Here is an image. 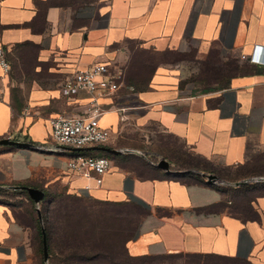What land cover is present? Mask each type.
<instances>
[{"label": "crops", "instance_id": "1", "mask_svg": "<svg viewBox=\"0 0 264 264\" xmlns=\"http://www.w3.org/2000/svg\"><path fill=\"white\" fill-rule=\"evenodd\" d=\"M0 47L9 64L6 75L0 72V137L31 144H0V185L130 202L141 210L130 235L113 241L111 249L96 244L99 253L86 261L75 255L64 259L48 241V264H264V181L245 196L246 212L229 210L217 206L221 192L206 181L188 183L171 174L179 171L166 173L155 166L159 157L170 168L175 163L163 147L166 142L152 157L140 144L151 139L154 125L208 164L200 171L214 174L228 170L234 175L264 153V65L246 58L264 47V0H0ZM135 48L192 50L197 59L214 50L217 61L236 58L247 69L223 86L191 91L181 73L194 68L153 62L138 83L127 80ZM94 62L121 67L126 85L134 90L128 96L125 88L98 93L101 106L108 107L98 123L111 131L104 145L111 141L115 147H110L143 153H111L99 185L66 169L72 150L51 140L47 123L51 116L81 111L86 94L64 97L59 86L74 70ZM131 157L144 161L139 171L127 165ZM15 190L21 189L0 186V264H44L36 213ZM82 215L109 217L94 210ZM85 226L86 232L94 231ZM102 228L117 232L121 226Z\"/></svg>", "mask_w": 264, "mask_h": 264}, {"label": "built area", "instance_id": "2", "mask_svg": "<svg viewBox=\"0 0 264 264\" xmlns=\"http://www.w3.org/2000/svg\"><path fill=\"white\" fill-rule=\"evenodd\" d=\"M240 53L239 57L244 58ZM246 58L250 61L264 65V47L257 49L256 54H249ZM9 64L5 51L0 47V72L6 75ZM125 88L127 96L133 95L134 90L126 85L123 78V70L119 66L109 67L104 62H94L90 65L74 70L61 81L59 91L62 96L68 97L83 92L87 100L81 111H66L51 116L47 119L50 138L54 143L67 146H87L93 144H105L111 138V131L101 127L98 123L100 115L108 108L101 106L97 99L100 92H113ZM191 86L187 84V90ZM122 110L123 107L117 106ZM110 166V159L104 155H90L81 152L72 153L65 161L66 169L76 175L84 176L92 180L93 185L101 183V177ZM89 184L84 185L87 189Z\"/></svg>", "mask_w": 264, "mask_h": 264}, {"label": "trees", "instance_id": "3", "mask_svg": "<svg viewBox=\"0 0 264 264\" xmlns=\"http://www.w3.org/2000/svg\"><path fill=\"white\" fill-rule=\"evenodd\" d=\"M212 63H208V65H210L209 70H208V65L206 64L205 66H203L204 70H201V71H205V72L209 71L210 73H213L214 75L213 80L215 82V85L213 86H223L227 84L228 78L230 76L236 73L245 71L247 69L245 65L238 63L236 58H230L226 61L215 60ZM219 74L223 76V79L218 80V78H216L217 76H219ZM218 81H220V83H218ZM205 82L206 80L202 81L203 84ZM213 86L205 84V86H203L200 89L206 91L209 87H213ZM77 152L85 153V151H72V153H77ZM111 155L113 156V154ZM255 159L256 160H253V162H251V165L247 167V172L252 167H255L256 169L252 168L250 170L254 172V174H251L248 176L264 174V153L258 155ZM258 161H261V162H258ZM187 167L198 169V170L200 169V167L197 164H193L190 162L187 164ZM189 168H186V169H189ZM185 173L186 174L193 173L198 176L197 173H194L191 171H184L183 173L173 172L171 174L184 175ZM248 176H245V177H248ZM236 180H239V179H236ZM257 183H259V181L247 182V183H243L242 185H237L235 186V188L247 187V190L251 191V189L252 190L254 189L252 188V186L256 185ZM207 184L212 186L213 183H207ZM248 187L250 189H248ZM41 189L43 190V197L39 200L38 205H39V209H40V213L42 217L46 244L48 243V241L55 244V246L58 247V250L62 253V257L64 259L69 257L68 255H72V256L75 255L77 259L81 261L83 260L86 261L90 259L91 255H93L94 253L96 254L99 253L98 248L95 249L93 246H96V244L102 243V242L104 244L106 243L105 245L109 246L111 249L112 248L111 243L115 241L116 238L118 237L114 238V234L116 232L114 230L113 231L102 230L103 229L102 227L104 226L118 225V226H121L122 228L124 224V229L126 231H123V232H126V235H122L120 236V238H125L128 235H130L131 230L134 228V226L137 223V222L127 220V219L124 220V222H121L122 220L118 219V221L115 224V221L110 219V216L109 217L108 216H105V217L91 216L90 218H87V217L84 218V216L82 215L84 210H90V211L94 210L97 212H101L99 210L89 207L91 203L134 205L133 203L124 202V201H121L118 203L89 201V200L82 199L80 196L65 194L62 191H54V192L50 191L49 192L45 190L44 188H41ZM247 190L245 191L247 192ZM15 191L22 192L24 194V196L29 200L30 208L33 211L34 209L32 205V200L28 197L26 191L24 189L15 190ZM70 204H73V206H70ZM72 212H74V214L76 215L75 216L72 215L73 214ZM140 213H141V210H140ZM85 225L94 226V229H93L94 231L86 232ZM117 232H120V231H117ZM37 235H38V240H39V254L41 256V248H40L41 232L38 226V222H37ZM86 242H87V248H85ZM72 244H75V245L72 246ZM68 247H71V248L68 249ZM110 249L108 250L105 249V251L107 250L111 252ZM111 264H116V263H111Z\"/></svg>", "mask_w": 264, "mask_h": 264}, {"label": "rangeland", "instance_id": "4", "mask_svg": "<svg viewBox=\"0 0 264 264\" xmlns=\"http://www.w3.org/2000/svg\"><path fill=\"white\" fill-rule=\"evenodd\" d=\"M215 51H213L209 57H206L204 59H197L194 52L188 51L186 53H180V52H171V51H165V52H160V53H151L143 50H138L137 48L133 49L132 55L130 57V65L129 67H132V69L128 70L127 76L129 78L127 80H131V78L138 79L137 82L139 83L141 80H144V78L147 76L148 71L150 69V64L153 62L156 63H172V64H181L183 66H190L191 71H183L181 73V81L182 83H187L189 86H191V91L193 89H200L203 86L210 85L213 86L215 85V82L213 80V73H210L209 71H201L204 70L203 66L208 63H212L213 61L216 60L215 57ZM213 64V63H212ZM210 68V65H208V70ZM216 78L223 79V76L219 74ZM206 82L203 84L202 81ZM201 81V82H199ZM220 83V81H218ZM151 133L152 137L149 141L146 140V138L141 139V147H144V150L148 149L149 155L152 157L153 156V150L157 149L159 145H162L163 143H167L165 146L169 151H171L168 155L171 157V159L175 160V163L171 164V168L175 169H186L189 168L187 167V164L193 163L197 164L198 166H204L207 167L208 165L204 160L201 158L197 157L196 155L191 154L189 151H186L182 146H180L178 143L174 142V140H171L170 138H166L163 136V133L159 131V129L152 125L151 128ZM108 145L114 146L115 144L112 143L111 141L108 142ZM143 145V146H142ZM158 151V149H157ZM98 154L104 155L108 158H112L113 156L111 153L108 152H103L100 151ZM257 157V156H256ZM129 162V163H128ZM127 162V165H132L135 168L138 169V171L142 168V159H135L132 158L129 159ZM126 163V162H125ZM256 169L255 167H252ZM251 168V169H252ZM250 169V170H251ZM219 170V169H218ZM247 172V168L236 171L234 175L230 172H227L228 170H221L218 172L217 177L219 179L223 180H229L232 181L234 176H236V179H241L245 176L254 174L252 171ZM190 173V172H189ZM185 181L188 183H192L196 180H199L201 182H205V177L201 176L198 174L195 175L193 173L191 174H184L181 176ZM235 179V180H236ZM212 186L215 189H218L221 192V197L217 203V206L219 207H225L226 209L229 210H237V211H244L246 212L247 206H248V199L245 200V196H250L251 192H254V190H247L246 191H231L234 190L233 186L231 185H224L220 183H213ZM235 198L234 202L229 201V198ZM70 206H73V204H70ZM89 207L105 212L110 216V219L116 222L118 219H121V222H124V220H131L136 222L138 218V214L140 213V209L134 205L127 204V205H117V204H103V203H91ZM115 231V230H114ZM120 232H115L114 238L118 237L120 239V236L126 235V231L124 229V224L123 227L119 230ZM123 232V233H121ZM121 233V234H119ZM116 238V240H119ZM226 261L224 264H241L237 262L230 261V263H227ZM233 262V263H232Z\"/></svg>", "mask_w": 264, "mask_h": 264}, {"label": "water", "instance_id": "5", "mask_svg": "<svg viewBox=\"0 0 264 264\" xmlns=\"http://www.w3.org/2000/svg\"><path fill=\"white\" fill-rule=\"evenodd\" d=\"M0 144L3 145H23V146H30L31 144L27 141L23 140H17L13 138H9L7 136L0 137ZM66 148L72 150V151H82V150H98V151H103V152H108V153H119V152H135L138 154L143 155V153L137 149H131V148H113L108 145L104 144H93V145H87V146H65ZM155 166L163 169L166 173L172 172V171H179V172H184V171H191L194 173H197L203 177H205V181L207 183H220L224 185H239L247 182H255V181H264V174L263 175H254V176H248L245 178H242L240 180H235V181H229V180H223L219 179L217 175H215L212 172H202L200 170L194 169V168H189V169H181V170H172L169 167V162L167 159L163 157H159L156 162H154ZM5 188H11V189H24L28 195V197L32 200L33 203V209L36 213L39 226H40V232H41V249H42V260L44 264L47 263V250H46V240H45V233L43 229V224H42V218H41V213L39 209V200L43 196V190L39 187L35 186H29V185H17V184H7V185H0Z\"/></svg>", "mask_w": 264, "mask_h": 264}]
</instances>
